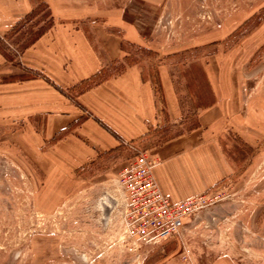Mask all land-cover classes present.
Listing matches in <instances>:
<instances>
[{
    "label": "rangeland",
    "instance_id": "374dc122",
    "mask_svg": "<svg viewBox=\"0 0 264 264\" xmlns=\"http://www.w3.org/2000/svg\"><path fill=\"white\" fill-rule=\"evenodd\" d=\"M118 1L143 42L127 41L123 60L87 82L53 85L79 105V90L139 63L161 104V74L169 76L181 111L172 116L163 102L145 134L83 162L56 155L55 147L69 134L81 137L77 126L96 118L88 109L52 136L43 117L0 119V264H264V134L202 132L188 149L161 150L198 126V112L215 101L216 87L230 93L235 86L243 111L264 108V0L110 3ZM38 8L32 22L2 37L13 61L0 66V84L45 77L14 61L38 28L32 25L52 23L46 4ZM143 172L170 199H201L176 233L158 241L140 238L126 214L129 183Z\"/></svg>",
    "mask_w": 264,
    "mask_h": 264
},
{
    "label": "crops",
    "instance_id": "0c3cea01",
    "mask_svg": "<svg viewBox=\"0 0 264 264\" xmlns=\"http://www.w3.org/2000/svg\"><path fill=\"white\" fill-rule=\"evenodd\" d=\"M110 1L0 0L1 37L40 3L46 4L52 20L49 28L14 59L17 65L43 73L45 77L0 84V119L43 117L47 134L52 136L78 120L82 108L88 109L96 118H84L77 126L82 138L69 134L65 143L59 142L55 147L56 155L72 162L86 161L99 151L117 146L121 140L131 141L145 134L159 120L163 102L172 116L181 111L169 76L164 71L161 74V104L152 77L146 75L139 63L127 64L79 90L75 96L79 105L73 104L53 85L55 82L61 88H72L87 82L111 63L123 60L127 55L124 49L127 41L143 42L144 36L137 24L124 18L120 1L117 4ZM9 60L13 61L0 51V66ZM216 88L215 101L198 112V126L190 134L165 144L161 150L171 153L175 145L188 149L196 143L192 136L202 132L214 136L231 129L245 139L264 134L261 123L264 108L248 107L243 111L241 93L235 86L230 93ZM164 191L175 193V190Z\"/></svg>",
    "mask_w": 264,
    "mask_h": 264
},
{
    "label": "built area",
    "instance_id": "2783aa9c",
    "mask_svg": "<svg viewBox=\"0 0 264 264\" xmlns=\"http://www.w3.org/2000/svg\"><path fill=\"white\" fill-rule=\"evenodd\" d=\"M135 178L134 183L128 179L131 183L126 214L140 238L147 241H158L176 233L183 226L186 216L201 201L195 198L171 200L147 172Z\"/></svg>",
    "mask_w": 264,
    "mask_h": 264
},
{
    "label": "trees",
    "instance_id": "16d2710c",
    "mask_svg": "<svg viewBox=\"0 0 264 264\" xmlns=\"http://www.w3.org/2000/svg\"><path fill=\"white\" fill-rule=\"evenodd\" d=\"M38 6L33 9L29 14H27L22 20H20L13 28H12V31H16V30H19L21 29L23 26H24V23H27V22H32V20L34 19V17L39 13L38 11ZM51 20V19H50ZM40 22H35L32 26H36L38 25V28L37 29H34V30H31L30 32V35L29 37L27 38L26 42L24 43L23 45V48L25 47H28L30 46L33 42H35V40L41 35L43 34L51 24H49L48 26H45V25H39ZM3 41V38L0 36V44L1 42ZM0 51L3 52L5 55V51L3 50L2 46L0 45ZM29 69V68H28ZM31 72H33L34 74H36L37 72L32 70V69H29ZM27 78V77H26ZM29 78V77H28ZM103 79V78H102ZM102 79H99L98 81L102 80Z\"/></svg>",
    "mask_w": 264,
    "mask_h": 264
}]
</instances>
